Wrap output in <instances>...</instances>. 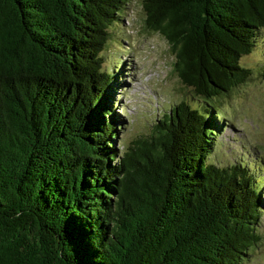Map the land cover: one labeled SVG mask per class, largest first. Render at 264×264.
I'll return each mask as SVG.
<instances>
[{
    "label": "trees",
    "instance_id": "trees-1",
    "mask_svg": "<svg viewBox=\"0 0 264 264\" xmlns=\"http://www.w3.org/2000/svg\"><path fill=\"white\" fill-rule=\"evenodd\" d=\"M131 1L0 0V264H244L262 240L264 187L210 158L264 0H143L210 111L181 103L120 153L103 54Z\"/></svg>",
    "mask_w": 264,
    "mask_h": 264
},
{
    "label": "rangeland",
    "instance_id": "rangeland-1",
    "mask_svg": "<svg viewBox=\"0 0 264 264\" xmlns=\"http://www.w3.org/2000/svg\"><path fill=\"white\" fill-rule=\"evenodd\" d=\"M103 56L105 71L116 73L114 115L120 153L151 136L164 115L181 103L210 111L211 103L197 98L178 77L168 42L147 27L143 0H132L121 21L112 27ZM242 64L252 70L251 79L214 103L226 121L216 136L210 162L221 167L250 166L264 187V31L259 47ZM261 217L258 230L262 240L244 264H264V214Z\"/></svg>",
    "mask_w": 264,
    "mask_h": 264
}]
</instances>
